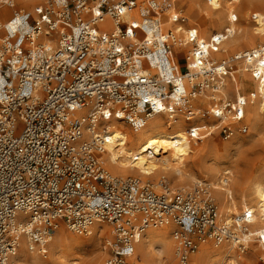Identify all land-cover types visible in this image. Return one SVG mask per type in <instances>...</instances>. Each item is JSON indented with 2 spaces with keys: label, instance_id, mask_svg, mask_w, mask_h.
Masks as SVG:
<instances>
[{
  "label": "built area",
  "instance_id": "obj_1",
  "mask_svg": "<svg viewBox=\"0 0 264 264\" xmlns=\"http://www.w3.org/2000/svg\"><path fill=\"white\" fill-rule=\"evenodd\" d=\"M181 1L45 0L18 9L17 0H6L0 6V264H18L22 239L46 257L60 223L85 235L107 224L104 264H125L140 236L164 225L172 227L177 264H192L206 242L236 241L246 249L249 229L218 221L205 181L174 189L165 178L154 184L113 174L102 158L113 121L135 132L156 117L182 121L197 142L215 127L227 140L248 131L238 101L221 98L220 84L241 59L258 75L256 50L225 59L209 54L206 62L202 56L208 66L196 71L189 63L199 46L191 38L181 51L187 69L180 71L173 55L179 39L163 27L165 17L190 27ZM4 6L12 10L7 16ZM201 96L212 103L206 111L195 103Z\"/></svg>",
  "mask_w": 264,
  "mask_h": 264
},
{
  "label": "bare ground",
  "instance_id": "obj_2",
  "mask_svg": "<svg viewBox=\"0 0 264 264\" xmlns=\"http://www.w3.org/2000/svg\"><path fill=\"white\" fill-rule=\"evenodd\" d=\"M5 1L6 0H1L0 6L3 5ZM17 1H20L24 7L29 8L45 0ZM238 2H240V0H209V2L207 0L206 3L200 4V2L188 0V11L191 13L196 8L199 10V22L204 26L205 32L203 31V33H201V31L196 27H184L180 24L174 23L172 18L169 19L172 21H169L172 28L167 31H172L171 33L174 40L179 39L176 43H174L175 49L173 51V55L176 56L177 53L183 51V46L188 44L191 38L196 39L199 48L192 51L191 55L194 63H189V67L191 70L195 69L196 71H199L200 69L208 66V63L205 62L208 61L207 56L209 54L213 57H218L220 51L218 50L216 52L213 50L218 44L221 46L220 48H223L225 45L228 46L229 44L234 46H237V44L243 45V42L254 40L253 38L256 37L264 40V11L262 13L259 12L252 15V19L254 20L252 23L248 22V25L245 26L246 28L241 29L239 27L237 29L235 22H237L238 18L233 13V4ZM252 2H259L260 4H263L264 0H252ZM6 11L7 8L4 6L1 12ZM224 11H227L226 20L222 17ZM212 18H216L218 20L219 26L217 27L216 32L207 30L209 19ZM124 19L129 21L130 16L127 15ZM132 22L137 24L136 20ZM164 31L165 32L163 34L165 35L167 31ZM164 37L167 39V36ZM215 40H217V42H214ZM255 50L257 56L255 59V65L257 69L254 71L258 72V75H253L252 72H250L255 84L254 96L251 97L252 101H249L242 96L236 98L235 101H238L237 104L240 106L239 109L242 111L244 120L246 116V109H244L241 105L243 102L246 104V107L248 102L252 104V124L256 126L262 120V117H264V49ZM239 54L240 53H236L235 55ZM202 56L205 58V62L201 60ZM250 61L252 62L253 58ZM228 78L221 80L220 91L222 94L229 85H236L235 88H237V91H241V88L245 86V83L241 82L239 76L234 75V73L231 75L229 82H227ZM217 111L220 112V110ZM227 118L228 116H223V119ZM161 120L162 119L160 117L151 119L147 122L144 128L137 132L126 127L127 125L121 121L111 122L106 131L107 140L104 143L105 151L102 154L103 161L108 170L117 175L126 176L130 174H138L143 178L151 176L155 177L161 172H165L170 174L174 180L177 179L178 185L180 183L186 185L195 181L196 178L185 172L183 166L185 159L194 153L195 149H197L192 143V140H196V138L190 137L182 121H176L174 123L173 121L168 122L166 120L165 123ZM214 142H216V140H214ZM211 148L212 147L208 150H211ZM215 163L206 166L205 174L209 178L210 182L207 180H197L196 183H203V181H205L206 184H208L213 190L211 192L214 193L215 198L218 200L220 205L218 221L229 226H232L237 222L244 228L242 231L248 228L249 232L245 235V245H248V243L251 245L256 241L254 235H261L259 245L261 251H264V176L254 177L245 181L241 187L242 195L240 194V202H237L233 197V192L229 183L232 173L231 170L229 168L219 167L217 164L215 165ZM185 185L179 187L187 188ZM238 203L241 204L240 207L238 206ZM232 216H236L237 218L234 219ZM250 226L252 228H250ZM258 227L263 228L256 230L255 228ZM93 228L95 229V232L92 231V237L88 239L78 237H71L69 239L65 237L66 234L65 236L58 235L55 243H65L66 248L58 250L55 247L54 250H57L55 254L57 258L50 263L44 262L39 257V254L30 251L28 249L27 241L22 239L20 242V249L15 256V261L18 264H78V261L75 255L73 256L71 250L83 247V245L88 244V242L94 241L96 238L100 237V235L104 234L106 230H104V228L101 229L100 223L94 225ZM109 228L110 227L108 226V230ZM171 229L172 227L170 225L161 226L158 230L150 228L147 233L140 236L135 245V249L136 253L141 251L140 254H142L146 264H161L160 262L162 259L160 258V251L157 253L155 251V253L151 254L154 243H158L162 250L170 249L174 246L173 239L170 235ZM110 235L111 234H109V237ZM207 243L209 242L204 243L205 245L202 244V249H200V253H197L198 255H194V259L196 261L205 259L207 260V263H209L211 260L210 258H212L211 256L221 255L222 260L225 258L223 262L221 261V264H237V260L232 258V253L234 252L233 250L236 247L243 251L236 241H233L232 243L223 242L221 244L213 243V246L207 245ZM101 256L102 254L94 255L90 261H88V264H99ZM150 257H152V259Z\"/></svg>",
  "mask_w": 264,
  "mask_h": 264
},
{
  "label": "rangeland",
  "instance_id": "obj_3",
  "mask_svg": "<svg viewBox=\"0 0 264 264\" xmlns=\"http://www.w3.org/2000/svg\"><path fill=\"white\" fill-rule=\"evenodd\" d=\"M193 1L200 2V4L206 3L205 0H193ZM258 3H253L252 0H240V2L233 4V13L238 18L237 22H235L237 25V29L239 27L241 29L246 28L245 26L248 25V22L252 23V21L254 20L252 19V15H254L255 13H259V12L262 13L264 11V3L263 4H260V3L258 4ZM180 6L184 8L185 10V15L188 18V25H190L191 28L196 27L197 29L201 31V33H203L204 26L199 22V15H200L199 10L196 8L190 13L188 11V8H189L188 0L182 1ZM17 8L18 9L20 8L30 9L31 7L29 8L24 7L19 1ZM10 11L12 12V10ZM10 11H6L5 15L6 16L9 15ZM222 15L221 16L226 20L227 11H224V14ZM169 21L171 20H169L168 17H165L166 23L164 24L163 29L166 31L171 30L172 28V25L169 24ZM208 23L209 24L207 26V30L211 32H216L217 27L219 26L218 20L216 18H212V19H209ZM253 39L254 40H248V41L243 42L242 43L243 45L241 44H237V46L230 45V44L228 46L225 45L221 49L218 57H215V58H218V59H225L228 57L230 58V57H233L236 53H244L247 51H251L253 49H258L264 45V40L260 39L259 37L258 38L256 37ZM176 58H178L177 60L179 62L180 71L185 72L187 69L186 62L184 59L185 54L181 52L177 53ZM233 65H234V72H233L234 75L239 76L240 81L245 83V86H244L245 88L242 87L241 91H237V88H235L236 85L234 84H232V86L229 85L226 88L225 92L220 97L223 98L224 100L228 99V100L234 101L236 98L242 96L250 101L252 99L251 97L254 96L255 84L253 82V78L251 76L250 71L246 70L247 68L246 61L245 59H241V60H238V62H235V63L233 62ZM233 73L231 75H233ZM231 75L227 79V82L230 81ZM209 99L210 98L208 96H201L198 100L195 101V103L198 106H200L201 110L206 111L212 105ZM251 106L252 104L248 102V105L246 107V113H245L246 116L244 120V122L248 125V131L246 133H238L237 135H234L230 139L227 140L223 137V134L221 133L220 128L215 127V130L213 131V133L209 137L204 138L202 141L197 142L196 140L191 139L193 141L192 142L193 146L195 145L197 149H195L194 153H192L189 157L185 159L183 169L185 172L193 175L196 178L195 181H192L186 185L179 182L181 185L180 184L178 185L177 179H175L177 181L176 182L170 174L165 173V172H161L155 177L151 176L148 178H143L139 176L138 174H130V175L139 176L143 180H146V181L148 180L154 184H156L161 178H165L169 182L171 187H173L174 189H178L180 188L179 186H182V185H185L187 189H190L195 185L197 180L198 181L207 180L208 182H210L209 178L205 174L206 166L212 163L214 164L216 162L215 165L217 164V166L219 167L229 168L231 170L232 173H231L229 183L231 186V190L233 192L234 199L237 202H240V198H241L240 194L242 195L241 187L243 183L254 177L264 176V117H262V120L258 123V125L256 126L253 125L252 116H251ZM161 121L166 123L165 118L162 119ZM214 140H216V142H214ZM210 147H212L211 150H208ZM211 191L213 190L211 189L210 192ZM212 193L213 192H211V197L215 199V203L217 207L219 208L218 210L220 212L219 202L215 198L214 193L213 194ZM238 206L240 207L241 204L238 203ZM236 216H232V217L236 219L238 217ZM100 225H101V229L103 228L104 230L106 229L104 234L100 235V237L96 238L94 241H90L88 242V244L83 245V247L74 248L71 250L73 253V256L75 255L76 257L78 264H88V261H90V259L94 255H100V254H102V256L99 259V264H104L106 255L103 252L102 246L104 244L105 239L109 237V234H111V232H110V229L108 230L107 224H100ZM158 228H155V230H158ZM250 228L252 227L250 226ZM261 228L263 227H258L255 229L259 230ZM151 229H154V228H151ZM92 231L95 232V229L93 228ZM171 231L172 229L170 230V235H171ZM147 232L148 230L145 233ZM58 235L65 236L69 239L71 237L72 238L78 237L82 239H88L92 237V234L85 235V234L75 233L71 231L70 229H68L65 223H60L59 227L55 230L53 234V238L48 243L46 257H43L41 255L39 256L44 262L50 263L56 260L57 257L55 254L57 250H54L55 247L58 250L66 248L65 243H62V244L55 243ZM255 240L256 241L251 245H249L248 243L246 249H244L243 251H241L239 248H236L234 246L235 249L233 250L234 254L232 253V258L237 260V264H264V251L263 250L261 251L260 245H259L260 241L256 236H255ZM212 244H213L212 241L207 243V245H212ZM158 245H159L158 243H154V245L152 246L151 254L155 253V251L156 253L160 251L161 253L160 258L162 259L160 262L161 264H177L174 246L171 247L172 249L170 248V249L162 250L160 245L159 246ZM203 245L199 247V249L196 251L195 254H197L200 251V249H202ZM140 253L141 251L136 253V249H135L133 256H131L125 264H146L142 254ZM195 254H193V256ZM211 257L212 258H210L211 260L209 263H207V260L205 259L196 261L194 259L195 256L192 257L191 262L192 264H221V261L223 262L225 260V258L222 260L221 255L220 256L213 255ZM150 258L152 259V257ZM148 264H153V263H148Z\"/></svg>",
  "mask_w": 264,
  "mask_h": 264
}]
</instances>
